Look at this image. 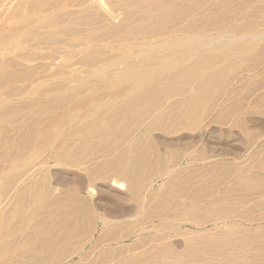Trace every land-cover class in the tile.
Segmentation results:
<instances>
[{
    "label": "bare ground",
    "instance_id": "bare-ground-1",
    "mask_svg": "<svg viewBox=\"0 0 264 264\" xmlns=\"http://www.w3.org/2000/svg\"><path fill=\"white\" fill-rule=\"evenodd\" d=\"M176 1L149 0L147 7H166L178 20ZM222 1L219 12L204 18L194 14L191 26L182 30L168 31L163 17L149 21L144 26L149 38L127 44L124 57L137 65L122 68L109 81L107 85L116 90L108 99L91 107L85 103L91 117H97L96 126L92 121V132L80 141L69 138L67 125L73 121L69 113L51 118L55 110H67L65 97L76 99L77 90L33 96L25 107L6 111L3 118L17 125V136H0V264H264V159L255 162L246 154H216L218 150L209 154L207 148H199L202 141L197 139L174 144L175 135L202 130L211 120L222 125L231 121L244 132L250 147L258 145L264 151V134L256 137L243 117L249 113L244 109L248 104L243 108L231 101V93L230 100L229 95L219 99L224 90L237 92L230 87L234 79L242 89L243 80L255 75L257 64L250 61L259 60L264 50L263 33L249 27L251 20L236 28L226 25L235 20L237 7L232 0ZM250 1L252 9L264 8V0ZM203 2L189 0L183 5L193 14ZM131 5L145 3L132 0ZM19 20L37 22L34 16ZM82 20L86 25L96 21L88 10ZM209 27L217 32L206 33ZM71 29L66 26L65 32ZM39 37L33 30L0 39V56L10 55L1 70L8 71V79L36 74L33 52L41 44ZM99 62L94 55L84 59L91 72L104 74ZM42 82L36 79L30 86ZM24 91L31 95L41 90ZM157 132L174 135V143H162ZM51 162L85 179L78 176L73 184L55 187ZM97 183L114 191L117 202L129 203L132 211L101 214L97 197L104 192ZM162 187L167 188L164 193ZM251 195L252 204L246 200ZM168 199L173 200L172 219H138ZM201 214L206 217L202 221ZM186 215L197 221L194 217V223L185 221ZM177 237L183 239L185 252L159 258L157 246ZM249 249L259 251L260 257L247 255Z\"/></svg>",
    "mask_w": 264,
    "mask_h": 264
},
{
    "label": "rangeland",
    "instance_id": "rangeland-1",
    "mask_svg": "<svg viewBox=\"0 0 264 264\" xmlns=\"http://www.w3.org/2000/svg\"><path fill=\"white\" fill-rule=\"evenodd\" d=\"M140 1L145 3V5L134 7L131 5L132 0H0V39L6 40L14 35L20 34L21 32H30L34 30L35 33L40 36L38 40L41 42L39 47L33 52V56L36 58L34 62V65L36 66V74L34 75L35 78L34 76L33 78H26L27 75L23 74L24 76H18L15 80L8 79V71L1 70H3L2 64L9 60L8 57L10 55L0 56V136L7 135L10 136V138H15L17 136V125L3 118V115L8 109H18L25 107V105L31 100L33 96H35L34 98H45L42 94L51 96L53 92L50 91L77 90L78 97L76 99L68 101V98L65 97V104L68 105L67 110L64 111L62 108L57 109L51 115V118L58 120L66 113H69L72 116L71 120L73 118V121L67 125L69 138L73 142L80 141L79 138L84 137L85 133L92 132L94 128V125L91 124L92 121H95L96 126L97 117H91V113L87 108H85V106H87L85 103L90 102L88 106L91 107V105L102 101L104 98L108 99V95L116 90V86L107 85L109 84V81L114 80L116 74L122 68L128 65L132 67L137 65L136 60L126 59V57H124L128 53V48L130 47L127 46V44L129 42H140L149 38V34L145 33L144 27L149 23V21L151 22L154 19L163 17L167 23V28H169L168 31H178L180 29L182 30V28L190 27V24H192L190 20L193 21V19H195L198 15L202 16L201 18L213 16L217 11L219 12L223 6L222 0H206L205 2H203L204 0H197L199 3L203 2V4L196 10V12L192 14L190 10L183 5L189 0H177L174 4V8H176L179 13V19L177 20L173 19V16L170 14L168 8L160 6L159 9H151L150 7H147L149 0ZM152 1L161 2L162 0ZM191 1L194 3V0ZM232 1L237 7V16L235 15L236 17L233 22L230 21L226 25L236 28L234 25L239 26L240 23L245 21V19L249 20L248 23L251 20V25L249 27H252V29L263 33L262 44L264 46V8H259L256 10L252 9L250 0ZM247 1L249 2L248 4H250L249 6L247 5ZM220 4L222 6H220ZM202 8L203 10L200 11ZM86 10L90 11L96 20L92 24L86 25L82 20L83 13ZM112 11L114 14L117 13V15L115 14V17L113 16V13L111 15ZM197 11H200V13ZM203 11L206 12L204 13ZM102 12V16H104L105 13L110 14V18L109 15H105L103 18L100 17ZM248 14H251L253 18ZM20 16H34L37 22L33 23V25L28 24V22H20ZM192 17L193 19H191ZM197 18H199V16ZM112 23L115 24L113 26H117L116 30L112 28ZM66 26H71V31L65 32ZM211 28L212 27H209L206 33L215 34L217 32L216 29ZM166 29L165 31H167ZM91 55L98 57V60L100 61L99 66L103 67L102 69L105 71L104 74L95 71L91 72L90 69L87 68L84 63V59ZM262 60H264V50L260 55L259 60L253 59L250 61L254 67L256 64L258 65L260 63L259 66L256 65L254 68L255 75L245 78L248 76L246 74L244 76L245 79L243 78L244 80H240V82L244 81L243 85L241 83L243 90L240 88V83L238 85L239 79H234L230 87L238 89L237 92H235V90H231L232 92L230 90H224L222 92V97L219 96V99L222 98L221 100H226V97L229 95V99L227 97V100H230L231 93V101L240 103L243 108L248 104L244 109L245 111L248 110L247 112L249 113L246 114L247 112H245L246 117H243L245 120H248V122L245 121V123L247 122L248 124H246L249 126V128L254 130L256 137L263 136L264 134V62L261 63ZM36 79L37 81L39 80L43 82L41 85L32 88L30 84L33 83L30 82L36 81ZM124 87H126V85H124ZM24 90L41 91L39 93L31 92L32 94L28 95ZM70 91L67 93H70ZM233 92L236 94H233ZM258 99L263 100L260 103L261 107L255 103ZM253 110L258 111L256 113L251 112ZM259 111H262V113ZM213 121L214 120H211L210 122L212 123ZM210 122L208 124L209 127H204L205 130L197 129L194 130L195 132L192 131L191 133H186L188 131H185L182 132L183 134L186 133L185 135L180 133L177 134V136L175 135L176 138L174 135L169 136V134L164 135L161 132H157L158 134L155 133L157 135L156 138H159L158 140L162 141V143H174L171 139L175 138L174 140L177 142L174 144L176 145H180V143H182L185 139L186 141H189L190 139H197L198 141H202V144L199 148L201 150L203 148L204 151H206L207 148V153L209 154H215V150H218L219 152L217 151L216 154L222 153L223 151H225V154L226 152L227 154H233V152L246 154L248 159L250 158V160H255V162H258L260 159H264V151L261 150V148H257L259 147L258 145H255L256 147L254 145H252L253 147H250L248 145L249 141L247 137H245L246 135L244 132L240 131L238 127L231 121H229V124L227 123L223 125L214 121V124L212 123L211 126ZM199 131L202 133L200 134ZM181 135L183 136L182 138ZM178 136L181 139H179ZM198 137L200 138L198 139ZM204 141L206 142L204 143ZM240 141L244 142L242 143ZM209 149L213 151L211 152ZM1 151L2 148L0 147V152ZM254 151L257 153L259 151V153L256 154ZM10 152L13 154L16 152V149L13 148ZM251 157L253 159H251ZM51 163L53 166L52 172L50 169V174L52 175L51 184L56 185L55 187H60L66 183L68 184V182L69 184H71L70 182L73 184L75 181H77L76 178L78 176H80L83 180L85 179V176L78 175V173L76 174L74 170L65 168L62 164L58 165L53 164V162ZM61 165L63 168L59 167ZM161 184V182L156 184V187ZM96 185L99 190L104 192L100 198L97 197V201H100V207H98V211L101 214L111 213L112 215H115L132 211V206L129 203L127 204L125 201L117 202L118 197L114 191L112 192L108 189V187L100 183H97ZM162 188V193H164L167 188ZM113 194L116 196V198ZM248 197L251 198L253 195L247 196L246 199H249V202L252 201V198L250 199ZM250 203L252 204V202ZM263 211L260 210L259 212ZM174 216L175 211L173 200L168 199L162 204V206L151 208L149 211H147V213L140 215L138 219L140 221H148L150 219H156V221H160L162 217L172 219ZM201 216H203V214L199 215V218L194 215H186L185 219H183L189 223H194L197 221L196 218L200 219V221L206 218L205 216ZM192 217H194L193 219L196 221L191 220ZM186 218L189 220H186ZM180 237L171 238L169 244L157 246L155 251L158 253L159 258H165L169 255L172 256L175 253L185 252V243ZM179 250L181 252H179ZM250 250L251 249L245 251L248 253L247 255L252 254L260 257L259 251ZM97 259L101 262L103 261V258L99 257V254Z\"/></svg>",
    "mask_w": 264,
    "mask_h": 264
}]
</instances>
